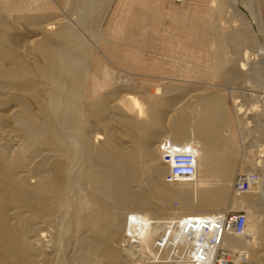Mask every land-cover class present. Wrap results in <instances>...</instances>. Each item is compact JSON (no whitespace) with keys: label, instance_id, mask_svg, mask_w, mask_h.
Masks as SVG:
<instances>
[{"label":"bare ground","instance_id":"bare-ground-1","mask_svg":"<svg viewBox=\"0 0 264 264\" xmlns=\"http://www.w3.org/2000/svg\"><path fill=\"white\" fill-rule=\"evenodd\" d=\"M75 1L80 6L81 0ZM224 1L216 5L218 15L225 7ZM250 3V21H256L253 37L262 54L261 19L252 7L256 4L252 0ZM32 5L35 6L33 2ZM106 10L102 7L95 11L102 19ZM21 11L10 0H0V264H87L94 258L122 264L125 253L133 260L127 264L137 263L133 256L138 257L139 264H177L169 259L170 247L160 256L154 251V235L161 224L150 220L162 218L171 200L178 201L181 212L205 214L228 202L238 154L232 145L229 155L223 153L224 135L226 139L231 136L224 96L201 95L200 90V94L194 93L198 96L192 102L183 103L185 98L176 102L167 114L171 119L164 120L162 109L167 101L163 97L155 95L144 106V98L140 100L130 93L126 82L119 87L113 84L122 76L111 75L106 67L99 68L95 58L98 41H80L71 24H62L57 18L48 20V13ZM211 21L207 28L196 27L192 32L214 44L210 55L215 72L232 82L249 73L259 86L258 93L244 87L233 95L239 130L248 146L259 151L254 164L260 169L255 166V172H243L255 173L257 179L246 193L236 197L246 211V233L241 237L226 235L223 245L244 250V264H264V210L258 209L263 203L264 136L261 144L247 138V131L257 129L256 110L264 117V63L256 61L258 65L252 63L253 71L244 72L248 59L227 52V35ZM228 35L232 41L245 40V34L238 30H230ZM109 44L105 42V46ZM157 90L160 92L159 86ZM108 116L114 121L104 133L97 125ZM83 125L84 170L75 172L71 135L75 130L81 133ZM164 128L166 132L161 133ZM152 137L157 140L148 146ZM163 137L174 143L195 144L198 173L194 181H164L166 167L157 147ZM244 155H248L247 151ZM245 164L252 167L249 161ZM79 178L90 185L86 184L89 188L84 205L74 202L71 196L79 189ZM66 216L73 226H67V232L62 234L66 228L60 231L64 223L60 219ZM135 233L138 242L132 244ZM72 240L78 245L79 255L67 259L64 251Z\"/></svg>","mask_w":264,"mask_h":264},{"label":"rangeland","instance_id":"rangeland-1","mask_svg":"<svg viewBox=\"0 0 264 264\" xmlns=\"http://www.w3.org/2000/svg\"><path fill=\"white\" fill-rule=\"evenodd\" d=\"M10 1L14 7L18 6L19 10H22L21 12L28 13L32 10V12L37 13L45 12L48 13V16H50L48 20H54L57 18L61 20L60 22L62 24H64V22L67 23V25L68 23L71 24L75 32L78 34V36H80L78 37L80 41L84 40L83 42L87 41L88 43L95 42V40L98 41L100 45L96 48L97 51L95 50L96 53H98V57L96 56L95 58L99 68L106 67L109 69L111 75H119L120 77L122 76L123 78L121 77L120 80L113 81V84H116V87H119L122 84L121 82H126L127 89L130 93L133 95L135 93L136 97H138L140 100L144 98L141 100V102L144 103V106L145 104L147 105V102L151 101L155 95L163 97L167 101V105H165L164 109H162V117H164V120L171 119V117L167 114L172 112L171 109H173L172 107L176 102L182 101L184 98L186 101L184 100L183 103L192 102V100L198 96L196 94H200V90H203L201 91V95H205V93H215L219 95L222 94L228 109L227 119L229 121V128L231 131V136L228 137L229 140L228 138L226 139V135H224L226 141L224 144L225 147L223 149V153L224 156L229 155V147L232 145L237 149L238 155L236 159L235 173L232 178V184L228 191V202L222 207L220 206L213 208V211L211 212L228 210L245 211L244 208L239 206L236 197L243 195L246 192H239L236 189L235 181L240 176H243V172H255L253 170L255 166L257 169H260L259 166L254 164V160L256 158L258 159L259 151H257L255 147L248 146V141L242 138L241 132L239 130L240 128L238 127L239 125L237 124V115L235 111L236 103L233 102V95L237 94L238 91L245 90L244 87L250 88L252 92L258 93L257 90H259V86L255 77L249 73H246L244 77H240L234 82L230 81L229 79L227 80V78L223 77L222 74L220 75L221 72L217 74L218 72H215V68H213V57L210 55L214 50V44L203 36L199 37V35L193 34L192 29L196 27L199 29L202 27L207 28L208 25L210 26V21L215 20L213 22L211 21V24L215 22L216 28L221 32L222 27V33L227 35V38L225 37V42L227 43V52L229 54L232 53V56L241 54L243 58L248 59V64L245 65L244 68H242V66L240 67L244 72L253 71L255 68L254 65H258L262 62L264 63V53H259L258 42H256L253 37V28L256 21H250L249 16L252 10V8H250V0H222L224 1L223 3L225 7H223L224 9L221 11L222 13H219L220 15H218L217 11L215 10L219 0H81L82 2L79 1L81 3L80 6L75 0ZM84 1L89 2L85 3ZM246 1L249 2L247 3ZM32 2L35 6L32 5ZM93 2L96 6H98L97 3H100L101 6L94 7L92 6L94 5ZM252 4L255 6L254 7L252 5L254 12H256V14L259 13L257 17L261 19L260 21L263 29V32L260 34V36L263 35L264 38V0H254V2L252 0ZM102 7L107 8V10L105 16L101 19L97 12L99 11V8ZM6 8L8 7L6 6ZM92 11L95 12L91 13ZM94 13L98 15L96 16ZM92 16L95 19L97 18L96 21L94 18H92ZM78 18H80V20ZM216 19L219 20L218 24ZM244 27L247 28V30ZM230 30H238L241 33L243 32L245 34V40L241 42L232 41L228 35ZM255 36L257 38L256 34ZM96 37L98 38L96 39ZM106 41L110 43L108 46H105ZM235 49L241 50L240 52L243 54L238 50L237 52ZM250 50H253L252 53ZM252 63L254 65H252ZM158 86L160 88V92L157 90ZM194 93L196 94L194 95ZM189 94L192 95L190 96ZM146 100L147 102H145ZM247 102L249 105H251L250 100H247ZM255 113L257 115V123H255L257 129H254L256 130L254 131L253 128H255V126L253 127L252 125L251 126L253 128L251 126H248V128H252L256 134L249 130L251 132L247 131V138L249 141L253 140L254 144L257 142L256 140H258V142L261 144L264 136V127H262V123L264 124V117L262 113L259 112V110H256ZM188 117H191V113H189ZM112 121H114V119L111 116H108V118L103 121V123H100L97 126L101 132L104 131V133H106L109 131V129H111L110 125ZM85 130L86 126L83 125L81 127V133L75 130V132L77 131L78 133L73 131L71 135V147L75 151H73L74 158L72 163V165H74L73 170L75 172H77L78 169L84 170V163H82L83 144L81 138L82 132L84 133ZM165 132V128L161 130V133ZM73 133H75V135ZM79 134H81V136ZM78 135L80 138L77 137ZM156 140V137H152L147 141L149 143L148 146H150V143L152 144ZM127 144L129 143H126V145ZM245 151H247V156L244 155ZM244 159L246 160L244 161ZM248 161L251 162L252 167L245 164V162ZM244 167L246 168L244 169ZM79 180V189L71 192V196L72 200H75L74 202L84 205L86 203V192L90 185L85 179L79 178ZM178 209V201L171 200L170 205L165 209L166 211L164 210L163 216H168L170 215L169 213H172L171 211L175 210L176 212H183ZM258 209L264 210V189L263 203L258 206ZM67 216L64 217L65 219H62L63 216L62 218L60 217V220H62L64 223L59 220L61 223H63L62 225L60 223L62 226L60 231H63L66 228V231H61L62 234L67 232L69 227L72 229L73 226L69 221L70 217L67 218ZM66 219L68 220V223L65 222ZM70 223L71 225H69ZM63 236H65V234ZM114 245L117 246L119 251H121V255H123V249L117 245L116 241L114 242ZM64 248L65 246H63V251ZM64 254L63 255L67 259H73L75 257L77 258L79 255V248L74 240L71 241V245L67 248V250L64 251ZM125 255H127V253H125L122 257V264H127V262L133 261L130 259L132 257H130L129 253L127 256ZM133 257L136 259V264H139L140 262L137 261L139 260L137 259L138 257ZM95 261H97V263ZM85 263L87 262L85 261ZM87 264H108V262L101 258H94L91 260V263L89 262Z\"/></svg>","mask_w":264,"mask_h":264},{"label":"built area","instance_id":"built-area-1","mask_svg":"<svg viewBox=\"0 0 264 264\" xmlns=\"http://www.w3.org/2000/svg\"><path fill=\"white\" fill-rule=\"evenodd\" d=\"M157 147L161 162L166 167L163 178L165 182H192L196 179L198 154L192 141L174 143L169 138L163 137L159 140ZM255 179H257L255 173L243 174L235 181L236 189L243 193L248 191ZM150 222L161 224V228L154 235V251H157V255L160 256L170 247L171 262L176 261L177 264H244L246 261L244 250L223 245L226 235L236 237L245 235L247 230L245 211L228 210L208 214L178 212L175 215L163 216L158 220L151 219ZM136 234L131 237L132 244L138 242ZM173 239L176 240L174 243L171 242ZM123 243L127 242L123 241Z\"/></svg>","mask_w":264,"mask_h":264}]
</instances>
